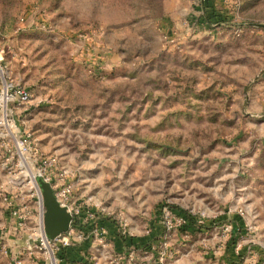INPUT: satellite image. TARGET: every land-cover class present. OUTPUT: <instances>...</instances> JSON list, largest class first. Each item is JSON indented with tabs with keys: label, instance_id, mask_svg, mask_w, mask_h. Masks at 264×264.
I'll use <instances>...</instances> for the list:
<instances>
[{
	"label": "rangeland",
	"instance_id": "obj_1",
	"mask_svg": "<svg viewBox=\"0 0 264 264\" xmlns=\"http://www.w3.org/2000/svg\"><path fill=\"white\" fill-rule=\"evenodd\" d=\"M6 83L83 205L61 264H264V0H0ZM1 141L9 264L36 198Z\"/></svg>",
	"mask_w": 264,
	"mask_h": 264
},
{
	"label": "built area",
	"instance_id": "obj_2",
	"mask_svg": "<svg viewBox=\"0 0 264 264\" xmlns=\"http://www.w3.org/2000/svg\"><path fill=\"white\" fill-rule=\"evenodd\" d=\"M29 100L28 91L12 83H6L0 90V140L5 148L10 146L15 151L19 166L26 171L25 177L28 178V184H30L29 190L36 198V215L33 218L29 216L25 204L18 206L17 198L4 197L5 205L10 210L9 215L17 224V230H25L22 235L15 231L16 239L23 240L25 244L13 253L3 247L2 254L9 258V264H60L59 253L69 246L68 240L76 230L75 219L83 205L75 199L74 184L66 182V171L59 168L56 158L38 155L31 135L17 126L13 118L15 106L24 105ZM36 179H41L50 185L56 202L60 207L66 208L72 217L68 232L53 240H48L44 234V209ZM178 223H182V219ZM27 225L32 226L27 228ZM104 234L105 231L100 225L94 231L95 239L102 247L104 246ZM82 236L84 237V234Z\"/></svg>",
	"mask_w": 264,
	"mask_h": 264
},
{
	"label": "water",
	"instance_id": "obj_3",
	"mask_svg": "<svg viewBox=\"0 0 264 264\" xmlns=\"http://www.w3.org/2000/svg\"><path fill=\"white\" fill-rule=\"evenodd\" d=\"M36 186L40 192L42 207L44 209L43 228L48 240L66 234L72 220L66 208L60 207L56 202L50 185L41 179H36Z\"/></svg>",
	"mask_w": 264,
	"mask_h": 264
},
{
	"label": "crops",
	"instance_id": "obj_4",
	"mask_svg": "<svg viewBox=\"0 0 264 264\" xmlns=\"http://www.w3.org/2000/svg\"><path fill=\"white\" fill-rule=\"evenodd\" d=\"M106 228H108L109 230H108V232L110 231V234H112V229H110V227H107V225H106ZM14 235H15V238L14 239H16V233H14ZM12 239H13V237H12ZM16 241H18L17 239H16ZM115 244V243H114ZM84 245H86L87 247H88V243L87 242H84V244H83V246ZM117 249H119L118 248V245H117ZM61 264V263H60Z\"/></svg>",
	"mask_w": 264,
	"mask_h": 264
},
{
	"label": "trees",
	"instance_id": "obj_5",
	"mask_svg": "<svg viewBox=\"0 0 264 264\" xmlns=\"http://www.w3.org/2000/svg\"><path fill=\"white\" fill-rule=\"evenodd\" d=\"M100 226H103V227H105V226H104V224H102V225H100ZM132 240H133V239H132ZM130 243H131V244H133V242H131V240H130Z\"/></svg>",
	"mask_w": 264,
	"mask_h": 264
}]
</instances>
